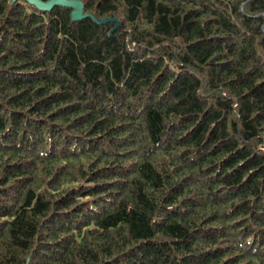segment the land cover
<instances>
[{"label":"trees","instance_id":"obj_1","mask_svg":"<svg viewBox=\"0 0 264 264\" xmlns=\"http://www.w3.org/2000/svg\"><path fill=\"white\" fill-rule=\"evenodd\" d=\"M79 1L0 0V264H264V0Z\"/></svg>","mask_w":264,"mask_h":264},{"label":"water","instance_id":"obj_2","mask_svg":"<svg viewBox=\"0 0 264 264\" xmlns=\"http://www.w3.org/2000/svg\"><path fill=\"white\" fill-rule=\"evenodd\" d=\"M16 1V0H14ZM30 4L36 6L40 10L46 12L51 11L55 6L73 8V17L75 19H81L83 17V3L79 0H48L44 2L42 0H26Z\"/></svg>","mask_w":264,"mask_h":264}]
</instances>
